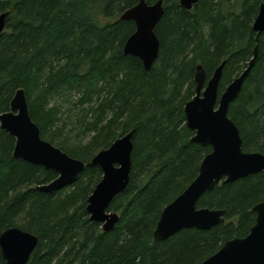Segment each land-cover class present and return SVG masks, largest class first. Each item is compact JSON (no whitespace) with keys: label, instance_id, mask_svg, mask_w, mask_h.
<instances>
[{"label":"trees","instance_id":"obj_1","mask_svg":"<svg viewBox=\"0 0 264 264\" xmlns=\"http://www.w3.org/2000/svg\"><path fill=\"white\" fill-rule=\"evenodd\" d=\"M140 1L0 0V14L8 13L0 36V113L23 88L42 137L87 164L134 131L130 182L108 209L120 220L105 232L87 210L102 168L88 165L73 184L42 192L37 187L59 174L14 157L16 139L0 127V234L18 226L37 235L31 264H201L256 222L264 173L221 183L200 198L198 208L226 211L223 223L154 241L163 209L195 180L212 150L191 143L187 126L197 67L209 79L225 61L220 96L253 58V24L264 0H198L191 10L164 0L160 55L150 70L124 53L136 24L120 17ZM229 116L244 151L264 153V32Z\"/></svg>","mask_w":264,"mask_h":264},{"label":"water","instance_id":"obj_2","mask_svg":"<svg viewBox=\"0 0 264 264\" xmlns=\"http://www.w3.org/2000/svg\"><path fill=\"white\" fill-rule=\"evenodd\" d=\"M198 0H180V4L193 9ZM165 13L164 0L149 4L141 0L120 17L132 20L136 31L127 39L124 53L139 57L150 70L160 55L161 42L156 27ZM8 13L0 14V36L6 28ZM253 29L257 32V45L248 67L226 87L219 96L225 61L207 79L203 65L197 67L196 95L185 105L187 126L194 131L190 142L212 150L204 157L195 180L162 211L154 231V241L162 242L184 229L210 230L225 221L224 209L198 208L200 198L217 185L231 183L246 176L264 173V153L246 152L240 129L229 116L233 101L240 94L259 54V40L264 32V2L260 5ZM0 127L16 139L14 157L56 171L59 176L38 190L54 193L73 184L86 167L100 166L101 181L88 199L90 219L100 222L105 232L114 229L120 220L117 212L109 211L113 199L129 185L134 151L131 131L118 138L107 149L99 151L89 164L71 157L41 135L31 117L27 94L23 88L16 91L10 110L0 113ZM256 222L245 237L227 241L223 247L201 264H264V201L253 207ZM39 237L18 226L0 234V249L6 264H31V257Z\"/></svg>","mask_w":264,"mask_h":264}]
</instances>
